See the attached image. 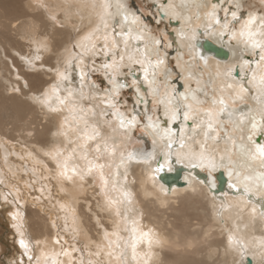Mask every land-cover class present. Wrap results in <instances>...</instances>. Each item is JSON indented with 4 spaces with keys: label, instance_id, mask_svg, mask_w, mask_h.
<instances>
[{
    "label": "snow or ice",
    "instance_id": "1",
    "mask_svg": "<svg viewBox=\"0 0 264 264\" xmlns=\"http://www.w3.org/2000/svg\"><path fill=\"white\" fill-rule=\"evenodd\" d=\"M38 3L40 7L47 8L43 0H38ZM261 4L264 5V0H261ZM82 6L91 10L89 31L73 45L74 51L64 60L63 69H55L58 82L52 86L51 94L44 92L33 97V100L48 111L64 113L59 135L64 137L65 146L43 152V155L55 164L54 170L34 157L35 163L42 165L43 171L49 175L37 176V169L33 167L35 178L29 182V186L36 184L37 180H55L60 185V190L64 191L65 182L72 185L78 182L82 184L87 177L92 176L95 179L98 176L99 195L103 198V204L98 202V206L101 210L110 212L115 221L111 232L104 228L102 241L96 243L95 251H92L88 245L83 248L76 246V237L79 235V229L76 227L78 218L73 215L71 229L67 222L64 226L65 232H72L73 243L69 244L63 236H57L52 243L60 246V252L53 255L67 257L68 264H113V261L116 264H127V249L131 247V259L136 261L140 255L137 245L145 244L147 251L143 255L151 258V250L160 244V240L152 229L144 231L140 228L138 219H129L128 213L131 209L127 206L133 203V194L124 188L128 179V165H150L156 160L155 148L151 152L127 151L125 141L130 139L131 131L137 126L152 137L154 146L159 141L162 147L163 163L158 162L157 166L150 170L151 179L155 180V174L163 171L166 165L170 166L173 145L178 144L175 150L177 163L187 161L193 168L207 167L209 170L227 167L229 176L234 177V182L229 187L238 193L236 199L239 203L236 207L243 212L247 205H251L250 218L255 222L259 206V217L264 221V143H258L254 139L257 134L264 135V10L242 13L244 0H226V3L221 0H199L195 7L205 9L204 33L217 35L221 43L226 42L233 48L232 54L239 62L240 78L236 79L237 62L234 61L225 64L222 71L217 67L215 79L211 73L206 82L197 78V86L188 87L183 93L173 90L169 94V85L165 83V93L158 103L154 99L153 107L149 109L147 97L159 96V87L163 83L160 77L163 75L166 81L171 75V70L167 67V52L164 51L168 37L153 34L141 15L128 6L127 0H85ZM184 6L187 7V4ZM160 7L164 10L166 18L169 17V9H172L171 16L181 22V30L177 35L181 41L186 42L184 46L191 59L184 61L183 65L178 61L176 67L187 71L186 79L191 81L194 78L191 65L197 55L199 61L203 62L204 69L209 68V56L199 52L198 44L193 43L197 40L200 25L192 27V17L175 12L176 6L171 0L167 6L161 4ZM221 12L223 18L220 16ZM50 18L59 23L56 14L53 13ZM200 18L198 11L196 20L199 21ZM41 47L46 45L39 44L37 50ZM245 55H250L252 61L244 59ZM97 58H100V63H97ZM135 65H139L143 72V82L137 77ZM199 66L197 64V67ZM125 68L127 72L123 71ZM100 71H103L108 87L101 88L91 78L93 73ZM73 72L78 75V87L73 86ZM121 76L130 77V83L128 80L118 79ZM144 85L148 88L147 93L141 92ZM208 87L212 88L213 95L209 106L204 107L206 101L198 94L202 93L207 97L209 93L205 89ZM126 88L134 93V106L130 112L121 111L127 103L126 99H120L121 90ZM15 90L19 91L18 88ZM53 98L57 102L55 106L52 104ZM249 101L252 103H248ZM230 102L233 107H230ZM237 102L244 104L245 108L234 107ZM139 105H144L143 115L138 111ZM159 105L163 106L166 122L164 127H161L158 114H148L149 111L158 112ZM181 114V130L177 140L171 125L181 118ZM145 117L147 123H142ZM190 120L192 125L188 128ZM224 124L232 127L221 137ZM186 131L191 133L187 137ZM237 132L240 133L238 137ZM221 141L226 145L223 152L218 148ZM234 156H238V162L233 159ZM20 158L24 159L23 156ZM121 168L124 169L123 175ZM105 169H108L107 174ZM25 172L27 173L26 166ZM0 183H3V179H0ZM47 187L48 185L41 184L36 190L43 194ZM19 196L20 189L17 188L13 203H19ZM254 198L262 202L257 205ZM231 207L233 206L222 202L221 214ZM10 215L15 221L20 213L11 212ZM129 223L132 225V235L125 240L120 232H128ZM13 226L19 231L18 225ZM244 227L247 228L248 225L245 224ZM238 231L237 227L236 232ZM236 232L228 234L225 251L238 252L243 258L248 244L243 237L236 235ZM19 235L18 243L23 251L21 258L12 264H25L24 257H27V264H64L44 250H40L39 255H33L30 242L24 238V233L19 232ZM41 243L46 241H36L37 245ZM77 252L81 253L79 258L73 256V253ZM85 252L89 257L95 256L96 260L85 261ZM252 255L253 259L259 255V264H264V239L259 241L258 251ZM223 264L228 262L224 261ZM232 264H243V260H233Z\"/></svg>",
    "mask_w": 264,
    "mask_h": 264
},
{
    "label": "bare ground",
    "instance_id": "2",
    "mask_svg": "<svg viewBox=\"0 0 264 264\" xmlns=\"http://www.w3.org/2000/svg\"><path fill=\"white\" fill-rule=\"evenodd\" d=\"M162 1L153 0L152 2H155V5L165 6L169 3V0L164 1L166 4ZM84 2L85 0H68L67 3L65 0H43V3L47 5V8H43L40 7L38 0H0V154L2 158L0 176L3 179L2 184L7 187L14 198L16 189H20V205L16 206L13 211L20 213L17 220H13L14 224L19 226V231L17 227H14L18 241L19 232H23L24 238L30 242L33 255H39L40 250H44L54 259L63 261L64 264H68L67 257L53 255L60 252V246L53 244L52 241L57 236H63L69 244L73 243L72 232L64 231L66 222L71 229L73 215L78 218L76 227L79 229V235L76 237V246L83 248L88 245L92 251H95L96 243L102 241L104 228L106 227L111 232L115 221V217L110 212L101 210L98 206V202L100 205L103 204V198L99 195L98 176L95 179L89 176L82 184L78 182L72 185L65 182L64 191L60 190V185L55 180H37L36 184L29 186V182L35 178L32 173L33 167L37 169V176L49 175L48 172L43 171L42 165L35 163V159L47 163L48 167L54 170L55 164L45 157L43 152L65 146L64 137L59 135L64 113L48 111L46 107L33 100V97L40 96L44 92L51 94L52 86L58 82L55 69H63L64 60L74 51L73 45L77 44L89 31L91 10L82 6ZM198 2L199 0H171V3L176 6L175 12L185 17H192V27L200 25L197 40L193 43L200 44L203 40L209 41L216 47L226 50L228 57L218 60L209 55V68L204 69L197 55V59L193 60L191 65L194 78L191 81L187 80V71L180 69L183 74L181 82L184 83V89L177 91L176 86L170 84V82L174 83L171 80L165 82L169 85L167 88L169 94L173 90L183 93L188 87H192V84H194L192 88H195L196 79L199 78L202 82H206L209 80V73L215 79L217 67L222 71L225 64L236 61V57L232 54L233 48L229 47L228 43H221L217 35L204 33L203 25L206 19L203 13L205 9H197L195 4ZM185 4L187 7L184 6ZM160 10L163 14H160V17L164 18L163 20L170 18L175 22L174 35L171 40L174 41L176 52H178L176 62L179 61L183 65L186 58L191 59V57L189 54H187L188 57L185 56V53H188L184 46L186 42L181 41L177 35L181 30V22L171 16L172 9H169L168 18L165 17L161 7ZM198 11L201 16L199 21L196 20ZM53 13L56 14L59 23L50 18ZM185 24H188L187 20ZM41 43L46 47L37 50ZM199 52H202L200 45ZM37 56L40 58L36 59ZM237 56H239L238 50ZM236 62V79H239V62ZM197 64L200 66L197 67ZM134 67L137 77L143 82L142 70L139 65ZM72 75L73 86L78 87V75L75 72ZM169 78L171 79L170 76ZM216 84H219V80ZM164 85L162 89L159 88L160 95L154 97L157 103L165 93ZM17 88L19 91L15 90ZM208 88L205 89L209 93L207 97L202 93L198 94L202 100L206 101L204 107L209 106L213 95L211 94L212 88ZM147 91L148 88L144 85L141 92L147 93ZM56 103L53 98V106ZM237 105L244 104L237 102L234 107L237 108ZM230 107H233L231 102ZM158 112L161 114V127H164L166 122L162 105H159ZM181 121L182 114L181 118L171 125L177 140L180 135ZM191 125L190 120L188 128H191ZM231 127V125L224 124L220 133L221 137L224 136L226 130L230 131ZM190 134L186 131L185 137ZM239 135L240 133L237 132L236 137ZM148 136V141L140 140L141 143L139 141L136 145L130 143V139L125 141L127 151L151 152L155 148L156 160L150 165L136 163L128 165V179L124 188L133 194V203L127 206L131 209L128 213L129 219H138L139 227L144 231L152 229L159 238L160 244L152 248L150 259L143 255L147 251L146 245L138 244L137 252L140 255L136 261L131 259L132 252L129 247L127 264H145V261L147 264H223L224 261L232 264L233 260L239 262L241 259L243 264H247V261L249 264H259L260 256L257 255L253 259L252 253L258 251L259 241L264 239V221L259 217V206L255 222H252L250 218L251 205H247L243 212L236 207L239 203L236 199L238 193L229 187L234 182V177L228 174L229 169L218 167L209 170L207 167L193 168L187 161L177 163L175 150L178 144H174L170 166L166 165L163 171L155 174L157 178L153 180L150 178V170L154 169L158 162L163 163L164 157L160 142L158 141L154 146L152 137ZM254 139L258 143H264V135L257 134ZM225 147L223 141L218 145L220 152H223ZM29 153L32 155L29 156ZM21 156L24 159H21ZM233 159L239 161L238 156H234ZM120 171L123 175L124 169L121 168ZM175 171H180V184H176V180L170 181L169 184L160 181L161 174L173 175ZM201 171L206 172L205 180L199 177ZM105 172L107 174L108 169H105ZM1 173L9 175L5 176ZM219 173L224 176L223 181L217 180ZM41 184L48 185L43 194L36 190ZM254 199L257 205L262 202L258 198ZM222 202L233 207L221 214ZM61 205L64 207L62 208ZM245 224L248 225L247 228L244 227ZM131 226L129 223L128 232L123 230L120 232L125 240L132 235ZM237 227L238 232H236ZM230 232H236V235L243 237L248 244L243 258L238 252L225 251L227 236ZM37 240L46 241V243L37 245ZM63 243L62 240L61 244ZM123 243L122 240L121 244ZM22 251L21 249V254ZM80 255L79 252L73 253L76 258ZM84 259L85 261L96 260V257H89L85 252ZM113 264L116 262L113 261Z\"/></svg>",
    "mask_w": 264,
    "mask_h": 264
},
{
    "label": "rangeland",
    "instance_id": "3",
    "mask_svg": "<svg viewBox=\"0 0 264 264\" xmlns=\"http://www.w3.org/2000/svg\"><path fill=\"white\" fill-rule=\"evenodd\" d=\"M153 1V0H152ZM151 0H127V4L130 8L133 10H136L138 14L141 15L142 19L144 22L147 24L148 28L151 30L153 34H160V35H166L168 37L166 41V45L164 48V51L167 52V67L171 70V79L168 77V79L165 81L163 75L160 77V80L163 81L160 85L161 87L164 85V83L169 82V81H174L170 82V84H173L176 86L177 91H182L184 89V83L181 82L183 81V74L180 69H177L176 65V57L178 55V52H176V46L174 45V41L171 40V38L174 35V28H175V22L174 20H171L170 18L163 20L164 18L160 17L161 13L160 10V5L155 2H152ZM159 1V0H158ZM162 1V0H160ZM163 0L162 2H164ZM165 3V2H164ZM224 3H226V0H224ZM245 7L241 9V12H246V11H255L258 9L264 10V5L261 4V0H244ZM166 4V3H165ZM159 7V8H158ZM159 9V10H158ZM221 18H223V13H220ZM161 18V19H160ZM170 20V22H169ZM173 22V23H172ZM174 25V26H173ZM239 26L237 25V28ZM172 41V42H171ZM170 42V43H169ZM235 42H233L234 44ZM167 45H171L168 47ZM188 53H185V56H187ZM245 58L248 60H252V57L250 55H245ZM189 60L188 58H186ZM97 63H100V58H97ZM138 67V66H137ZM124 72H127V69H123ZM182 77V78H181ZM93 80L96 81L98 85L101 86V88L108 87L106 85V82L104 80V74L103 71L96 72L92 74L91 77ZM118 79L121 81L128 80L130 83L131 79L130 77H124L121 76ZM194 84H192V87ZM209 89V88H208ZM211 93V92H210ZM213 94V92L211 93ZM149 98V109L153 107V100L154 97H147ZM120 99L127 100L126 105L121 108V111L123 112H130L132 107L134 106V93L131 89H122L121 90V97ZM156 100V99H155ZM144 105L138 106V111L141 112L143 115ZM149 115H161L159 112H152L149 111ZM147 118L145 117L142 123H147ZM130 138V143L132 144H139L138 142L141 141H148L149 136L143 131L140 126H137ZM140 141V143H141ZM10 142V141H9ZM1 154H0V165L2 166L1 162ZM205 171H201L199 173V177L201 180H205L207 177ZM2 175L8 176V173H1ZM204 176V178H203ZM1 179V176H0ZM220 190V189H219ZM9 193L7 187H5L2 183H0V264H12L13 261H18L21 257V248L19 247L18 244V238H17V232L16 229L14 228V222L13 219L11 218L10 213L15 210L16 206H19V203H12L14 200L13 195H7ZM220 194V193H219ZM7 196V202H5V197ZM12 196V197H11ZM29 197V196H28ZM25 199H28L25 197ZM14 204V205H13ZM25 264H27V259L24 257ZM248 262V261H247Z\"/></svg>",
    "mask_w": 264,
    "mask_h": 264
},
{
    "label": "water",
    "instance_id": "4",
    "mask_svg": "<svg viewBox=\"0 0 264 264\" xmlns=\"http://www.w3.org/2000/svg\"><path fill=\"white\" fill-rule=\"evenodd\" d=\"M198 46L200 45V48L202 50V53L205 54V55H210L212 56L213 58H216L218 60H224L228 57V52L222 48H219V47H216L215 45H213L212 43H210L209 41H206V40H203L202 43H197ZM203 63V62H202ZM244 108V105H237V109L239 108ZM179 174H180V171H175V173L173 175H165V174H161L159 179L160 181H162L163 183L165 184H169L170 181L172 180H176V184H180V181H179ZM218 179H221L222 181L224 180V176L219 173L218 175ZM247 264H249V261L247 262Z\"/></svg>",
    "mask_w": 264,
    "mask_h": 264
}]
</instances>
